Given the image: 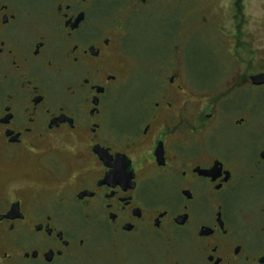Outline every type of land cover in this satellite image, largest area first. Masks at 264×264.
<instances>
[{"label": "flooded vegetation", "instance_id": "af4514ba", "mask_svg": "<svg viewBox=\"0 0 264 264\" xmlns=\"http://www.w3.org/2000/svg\"><path fill=\"white\" fill-rule=\"evenodd\" d=\"M200 1L221 20L198 29L197 0H0V264H111L97 250L132 237L166 264H264V0ZM205 29L227 43L196 67ZM134 71L147 88L114 111Z\"/></svg>", "mask_w": 264, "mask_h": 264}, {"label": "rangeland", "instance_id": "374dc122", "mask_svg": "<svg viewBox=\"0 0 264 264\" xmlns=\"http://www.w3.org/2000/svg\"><path fill=\"white\" fill-rule=\"evenodd\" d=\"M261 3L262 1L259 2V4ZM211 4H213V2ZM218 4L219 3L210 7L208 5L203 4L200 0H197L196 12H195V16H196L195 24L199 25L198 29L201 25V19L205 16L210 18L212 17V19H216L218 21L221 20V18H215L216 16L220 15V11L218 10L221 9V7L219 8ZM226 8H225V12H227ZM153 9L155 12H152L150 14L154 16V20L163 17L161 19V23H159L160 25L157 26L156 31H158L159 35L161 34L162 36H167L171 32V29H169L166 22L167 17L172 15L169 2L164 1L163 3L157 4L154 6ZM140 14L141 13L134 14L131 16V19L132 18L133 19L131 22V26L129 28V32L132 33L133 37L135 38L136 44H138L139 46V49H137L138 52H140L145 57H152V52H155L157 47L150 40V37L148 36L144 28L143 24H146L145 20L139 21ZM127 15H128V7H121L120 10L117 12V19H119L120 21H124ZM227 20L228 17L222 18V21H227ZM169 24H173V21L172 22L170 21ZM120 28L123 29L122 25ZM148 33H152V32L149 30ZM198 36H201L203 39L208 41V43L207 42L203 43L202 40H198V39L196 40L194 44V48L190 47L192 51L190 53L189 63L191 62V64H195L196 67H201L206 63H210L211 57H215L214 52L211 49L207 50V48L211 47L212 45L213 47H216L221 53L220 49L223 47V45L226 46L227 38L225 36L217 34L216 32L210 29H205L201 31V34ZM209 42L211 43V45L209 44ZM158 52H160V48ZM139 61L140 58L137 56V58L133 62L136 63ZM133 73L135 77L138 78L137 82L128 83V84L126 83L125 85H121L117 88H114V90H112V92L109 94L112 96L111 104L113 106L112 109L114 111L118 110L117 101L121 102L127 96H131V95L135 96L138 94H142L143 91L147 88L146 87L147 83L144 79L145 76H142L144 72L134 71ZM257 197H258L257 193L252 189L250 191H244L240 194L241 200L247 201L246 203L249 204L256 203L258 201ZM140 240L142 239H140L139 237L127 238L117 242L112 246L106 245L102 247L100 250H97L96 253L99 255L100 258H104L111 264H114L116 262L118 264L120 263L122 264V262L124 260H127V258L128 260L141 261V262L144 261L145 263H147L154 256H159V255L162 257V260L165 262L164 264L167 263L168 256L165 255L164 257V254H167L165 250L167 249L168 246H166L165 244L160 245V248H158L157 250V247H153L154 245L151 243H149L146 246L142 245L140 243Z\"/></svg>", "mask_w": 264, "mask_h": 264}, {"label": "snow or ice", "instance_id": "6c2138e0", "mask_svg": "<svg viewBox=\"0 0 264 264\" xmlns=\"http://www.w3.org/2000/svg\"><path fill=\"white\" fill-rule=\"evenodd\" d=\"M120 161H116L115 163H113L112 167L114 169V171H119L120 170Z\"/></svg>", "mask_w": 264, "mask_h": 264}]
</instances>
